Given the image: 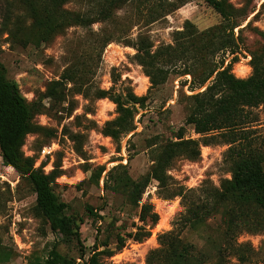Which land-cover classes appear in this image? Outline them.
Instances as JSON below:
<instances>
[{
  "label": "trees",
  "instance_id": "16d2710c",
  "mask_svg": "<svg viewBox=\"0 0 264 264\" xmlns=\"http://www.w3.org/2000/svg\"><path fill=\"white\" fill-rule=\"evenodd\" d=\"M17 1L25 14L13 12V0H0L3 5L0 6L3 9L1 25L14 41L24 46H41L74 24L88 26L103 22L111 25L113 30L105 35L107 27L102 28V48L113 41L134 46L137 50L135 59L149 77L150 88L165 83L172 71L191 74V82L197 86L208 82L203 90L189 95L192 107L186 123L193 125L195 132L201 134L200 138H187L183 128H179L174 137L160 146L151 144V168L139 179L134 180L127 164L121 162L106 174V189L125 191L134 206L139 205L153 179L158 181L167 198H181L185 212L174 222L173 229L160 234V246L149 251L147 264H230L233 258L242 264L264 263V254L250 243L238 240L243 231H264V133L249 127L254 109L260 108L264 115V46L250 50L251 73L247 77H237L232 71L238 55L226 65L223 59L216 58L220 52L241 51L240 33L250 23L240 26L254 8L250 11L247 5L237 7L230 0H204L220 14V23L199 30L187 20L184 29L176 32L173 44H163L153 50L147 37L139 35L133 39V27L142 22L152 23L189 0H76L84 5L82 11L66 9L64 5L71 0ZM124 7H132L135 11L126 17L119 13ZM121 20H127V23ZM238 27L239 34L235 30ZM262 34L264 36V32ZM74 75L75 71L66 70L61 80L48 86L46 96L60 97L59 86L64 80H74ZM113 75V81L117 83L119 78L115 72ZM114 87L99 88L96 94L98 98H109L116 104L117 114L105 122L102 132L119 142L136 129L135 116L139 109L147 106L148 95H138L131 88L117 92ZM36 111L34 103L22 95L0 62V152L3 162L12 166L32 186L36 210L59 240L67 244L76 242L81 251L78 258L69 256L54 244L45 258L31 256L27 264H106L103 256H111L122 249L127 238L117 234L115 250L109 248L107 241L95 244L85 259L81 218L73 214L71 205L56 192L53 172L46 173L35 166V159L23 151L27 135L39 129L34 123ZM216 141L228 145L224 159L229 165L230 177L224 178L219 186L207 182L197 189L172 180L168 169L176 158L197 160L201 145ZM105 169L104 166L94 169L89 180L99 183ZM86 209L94 219L102 218L93 206L87 204ZM142 209L151 213L155 225L159 217L151 212V206L144 204ZM217 218L224 228L221 237L214 234L213 222ZM185 230L196 232L200 239L213 246V251L208 252L188 240L183 236ZM149 235L150 231L146 229L127 234L138 241ZM17 256L15 247L0 236V264H8Z\"/></svg>",
  "mask_w": 264,
  "mask_h": 264
},
{
  "label": "rangeland",
  "instance_id": "374dc122",
  "mask_svg": "<svg viewBox=\"0 0 264 264\" xmlns=\"http://www.w3.org/2000/svg\"><path fill=\"white\" fill-rule=\"evenodd\" d=\"M13 1V12L25 14L19 2ZM230 1L237 7L247 5V9L254 8V11L240 26L250 23L240 33L241 51L220 52L216 58L223 59L226 65L238 55L232 71L243 78L251 73L250 50L264 46V0ZM64 7L70 11L85 8L76 0L69 1ZM134 11L132 7H124L119 13L127 17ZM2 18L3 9L0 8V62L8 77L16 82L22 95L34 103L37 110L34 123L39 129L27 135L23 151L35 159V166L46 173L53 172L56 192L71 205L73 214L81 218L85 259L100 242L107 241L109 248L115 250L117 234H121L127 238L125 246L111 256L104 255L105 263L147 264L149 251L160 246V234L173 229L174 222L185 212L181 198H167L158 181L153 179L139 205L134 206L125 191L106 189V174L121 162L127 164L134 180L139 179L151 168V144L160 146L174 137L179 128H183L187 138H200L201 134L195 132L193 125L186 123L192 107L189 95L203 90L208 82L197 86L191 82V74L172 71L165 83L150 88L149 77L135 59L137 50L134 46L113 41L102 48V28L107 27L105 35L113 30L111 25L103 22L88 26L74 24L41 46H24L2 29ZM187 20L204 30L220 23L222 18L204 0H189L152 23L135 25L131 30L132 37H147L155 50L160 45L173 44L176 32L184 29ZM121 22L127 23V20ZM240 27L235 29L237 34ZM68 69L75 71L74 80H64L59 86L62 95L58 98L46 96L48 86L61 80ZM113 72L119 78L117 83L113 81ZM112 86L117 92L131 88L138 95H148L147 106L139 109L135 116L136 129L119 142L102 132L105 122L116 116V104L109 98H98L96 94L99 88L110 89ZM254 111L249 127L264 133L263 112L260 108ZM227 147L221 141L202 144L197 160L178 157L170 165L168 174L173 181L187 188L197 189L207 182L219 186L224 178L231 176L224 159ZM120 158L122 160H116ZM101 166L106 169L99 183L90 181L91 172ZM35 204L32 186L12 166L3 162L0 152V236L18 252L8 264H27L31 256L43 259L54 244L62 253L78 258L80 245L60 241ZM87 204L96 208L102 218L94 219L86 209ZM144 204H149L151 212L158 215L155 225L151 213L142 209ZM213 224L215 236L221 237L224 229L221 220L217 218ZM138 229L149 230L150 235L142 241L127 236ZM183 236L208 252L213 251V246L200 239L196 232L185 230ZM238 240L250 243L264 254V231H243ZM230 264L242 263L233 258Z\"/></svg>",
  "mask_w": 264,
  "mask_h": 264
},
{
  "label": "built area",
  "instance_id": "2783aa9c",
  "mask_svg": "<svg viewBox=\"0 0 264 264\" xmlns=\"http://www.w3.org/2000/svg\"><path fill=\"white\" fill-rule=\"evenodd\" d=\"M80 261V259H78Z\"/></svg>",
  "mask_w": 264,
  "mask_h": 264
}]
</instances>
